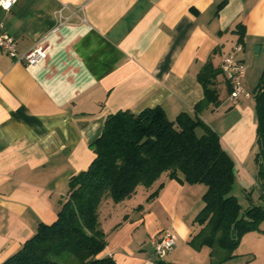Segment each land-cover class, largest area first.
Here are the masks:
<instances>
[{
    "label": "crops",
    "instance_id": "1",
    "mask_svg": "<svg viewBox=\"0 0 264 264\" xmlns=\"http://www.w3.org/2000/svg\"><path fill=\"white\" fill-rule=\"evenodd\" d=\"M239 23L245 29L240 58L248 62L242 86L251 93L264 65V0H16L8 12L0 9V24L18 53L47 46L46 59L34 67L0 53V264L38 224L56 220L69 179L94 159L89 145L107 116L154 107L171 121L193 114L202 98L198 71L209 59L219 68L237 42L232 32ZM217 89L220 106L199 117L218 134L236 180L248 190L255 185L246 166L256 150L254 101L226 104L220 75ZM204 192L202 185H181L162 174L130 199L103 201L98 214L106 246L98 257L155 264L153 243L169 231L176 237L170 262L210 264L209 248L188 246L199 231L193 220ZM236 251L221 264H240Z\"/></svg>",
    "mask_w": 264,
    "mask_h": 264
},
{
    "label": "trees",
    "instance_id": "2",
    "mask_svg": "<svg viewBox=\"0 0 264 264\" xmlns=\"http://www.w3.org/2000/svg\"><path fill=\"white\" fill-rule=\"evenodd\" d=\"M226 3L215 7L214 17ZM232 33L237 35L236 43L243 46L244 26L237 24ZM219 75V68L213 67L210 59L200 68L196 80L202 98L193 106L192 115L180 113L171 121L160 107H154L138 114L126 110L107 116L99 137L89 145L94 159L86 170L69 179L56 220L50 225L38 224L34 235L1 264H60L55 258L64 253L71 255L75 264H115L110 257H98L106 246L99 223L101 203L110 200L119 204L130 199L138 187H151L162 174L181 185L205 187L202 208L193 220L199 231L190 238L188 246L194 251L209 248L210 264L232 259L244 235L261 232L264 208L242 209L231 194L235 184L233 161L222 149L218 134L199 117L221 104ZM252 99L256 126L252 190L257 191L259 201H264V65ZM161 188L159 185L146 202L152 201ZM215 249L224 255L215 258ZM155 264L175 263L158 260Z\"/></svg>",
    "mask_w": 264,
    "mask_h": 264
},
{
    "label": "built area",
    "instance_id": "3",
    "mask_svg": "<svg viewBox=\"0 0 264 264\" xmlns=\"http://www.w3.org/2000/svg\"><path fill=\"white\" fill-rule=\"evenodd\" d=\"M16 0H3L0 3V9L8 12ZM7 5V7L5 6ZM47 46L36 45L26 52L18 53L16 43L0 24V53L10 58L14 63L25 67H34L44 61L47 57ZM243 52V46L235 43L231 50L222 59L219 70L222 81L229 87L226 100L230 104H235L240 98H251L252 94L246 91L242 86L245 77V65L240 58ZM176 244V237L169 231L161 233L160 237L153 243L154 258L156 261L163 260L170 253Z\"/></svg>",
    "mask_w": 264,
    "mask_h": 264
},
{
    "label": "rangeland",
    "instance_id": "4",
    "mask_svg": "<svg viewBox=\"0 0 264 264\" xmlns=\"http://www.w3.org/2000/svg\"><path fill=\"white\" fill-rule=\"evenodd\" d=\"M244 65H248V62L246 61V64L244 63ZM252 91H251V94H252ZM251 99H252V96H251ZM225 102L226 104L228 103L227 100H225ZM253 113H254V107H253ZM254 147L256 148L255 145ZM246 166H250L254 174H256V167L253 161H249L248 163H246ZM254 179H255V176H254ZM254 186L252 188H254ZM242 187L243 186L235 178V184L233 186L231 194L236 197L242 209H246L249 206H261L264 208V201H256V196H257L256 190H252V188L248 190H244ZM259 229L262 233L254 232V234L252 235L248 234L246 236H248L247 238L249 239H246L243 243L241 242L239 243L236 249L237 250L236 253H240L242 255L241 258L237 259L239 260L238 262L240 264H246V262H248V264H264V235L257 236V234H264V230H261V229H264V221L259 225ZM169 259L170 257L167 255L163 260H165V262H168V263L182 264L181 262H170L171 260ZM55 260L58 261L60 264H75L76 263L75 259L71 255L66 254V253L62 254L61 257L55 258ZM235 262L233 261L230 264H235Z\"/></svg>",
    "mask_w": 264,
    "mask_h": 264
},
{
    "label": "snow or ice",
    "instance_id": "5",
    "mask_svg": "<svg viewBox=\"0 0 264 264\" xmlns=\"http://www.w3.org/2000/svg\"><path fill=\"white\" fill-rule=\"evenodd\" d=\"M0 3H3V0H0ZM5 6L7 7V5L5 4Z\"/></svg>",
    "mask_w": 264,
    "mask_h": 264
},
{
    "label": "water",
    "instance_id": "6",
    "mask_svg": "<svg viewBox=\"0 0 264 264\" xmlns=\"http://www.w3.org/2000/svg\"><path fill=\"white\" fill-rule=\"evenodd\" d=\"M256 51H258L257 48H256Z\"/></svg>",
    "mask_w": 264,
    "mask_h": 264
}]
</instances>
